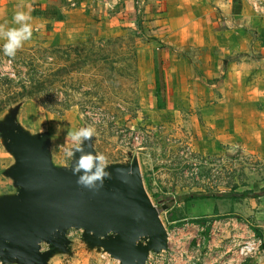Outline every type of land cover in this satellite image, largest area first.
Wrapping results in <instances>:
<instances>
[{"label":"rangeland","instance_id":"374dc122","mask_svg":"<svg viewBox=\"0 0 264 264\" xmlns=\"http://www.w3.org/2000/svg\"><path fill=\"white\" fill-rule=\"evenodd\" d=\"M235 9L240 25L223 17L213 24L236 34L208 46L163 49V38L151 33L146 4L134 27L66 44L33 39L14 58L4 55L0 40V124L15 113L27 136L47 137L57 170H71L75 159L66 156L76 147L66 142V133L93 125L96 135L89 142L94 154L107 157L105 170L138 162L146 191L161 211L168 245L174 240L183 249L178 237L196 231L195 242L201 232L195 230L200 219L188 215L182 197L264 190V0H241L227 14ZM157 47L155 60L168 59L162 109L153 79ZM31 80L43 85L42 93L11 104ZM163 206H176L175 215L188 220L169 225ZM261 231L256 236L264 239ZM263 250L264 245L257 254ZM41 251L49 253L46 264H119L77 229L68 231L65 249L45 242ZM0 264L24 263L0 258Z\"/></svg>","mask_w":264,"mask_h":264},{"label":"water","instance_id":"95a60500","mask_svg":"<svg viewBox=\"0 0 264 264\" xmlns=\"http://www.w3.org/2000/svg\"><path fill=\"white\" fill-rule=\"evenodd\" d=\"M15 117L0 124L17 161L8 175L19 188L16 198L0 201V258L46 264L49 253L41 245L49 242L65 249L71 229L82 230L86 240L119 264H147L152 253L168 249L161 211L146 191L137 161L110 168L103 187L89 190L76 183L71 170L54 169L48 138L27 136ZM84 150L94 153L90 142Z\"/></svg>","mask_w":264,"mask_h":264},{"label":"crops","instance_id":"0c3cea01","mask_svg":"<svg viewBox=\"0 0 264 264\" xmlns=\"http://www.w3.org/2000/svg\"><path fill=\"white\" fill-rule=\"evenodd\" d=\"M240 2L241 0H0V23L7 22L9 26H13L12 17L18 6L23 3L24 10H29L27 6L30 5L33 18L31 40L44 44H66L97 33H113L112 28L115 27H134L140 19L142 6L146 4V19L150 20L151 33L163 38V49L169 46L200 47L215 44L220 41L217 39L236 34L233 30L231 33H222L221 28L215 29L213 21H222L223 17L227 23L240 25L241 15L237 9L232 16L227 14L231 11V6H239ZM245 35L251 37L252 33L245 32ZM262 44L264 45V36ZM161 47L152 49L155 89V55ZM262 49L264 50V46ZM1 138L0 136V201L16 198L19 194L16 182L8 175L16 166V160L5 149ZM261 198H208L181 202L185 204L190 217L204 221L195 226V230L201 232L200 238L193 242L196 231L190 232L186 235L187 238L178 237L183 240V249H179L178 244L172 240L164 254L154 255L168 260L169 264H264V250L247 261L238 254L241 244L264 230V201ZM180 206L181 204L177 205V208ZM175 208L176 206L169 207L166 214L173 216ZM211 218L216 220L212 223L205 221ZM186 220L188 219L181 217L175 222H169V225ZM189 244H193V248L188 249ZM153 258L155 257L151 254L147 264Z\"/></svg>","mask_w":264,"mask_h":264},{"label":"clouds","instance_id":"9594fccd","mask_svg":"<svg viewBox=\"0 0 264 264\" xmlns=\"http://www.w3.org/2000/svg\"><path fill=\"white\" fill-rule=\"evenodd\" d=\"M29 10H24L22 3L12 17V25L7 22L0 23V40L3 41L2 50L5 56L14 58L24 44L32 39L33 24L31 16V6ZM96 135V128L93 125H87L78 129L69 130L66 133V142L75 145V150H68V158L75 157L71 168L72 174L77 176L76 183L89 190H97L103 187L105 179L110 178V173L105 169L107 167V157L102 153H93L84 150V145ZM79 157L76 158V153Z\"/></svg>","mask_w":264,"mask_h":264},{"label":"trees","instance_id":"16d2710c","mask_svg":"<svg viewBox=\"0 0 264 264\" xmlns=\"http://www.w3.org/2000/svg\"><path fill=\"white\" fill-rule=\"evenodd\" d=\"M166 50V49H165ZM162 51V50H161ZM155 73H156V98L158 101V108L162 109L165 107V103H166V84H165V78H164V72L166 70V68L168 67V59H164L162 56L158 58V56L156 57L155 60ZM34 80H31V84L33 83V85H31L30 87L24 86L21 88L20 93H18L16 96L20 98V100L18 101H14L12 100V103H18L21 102L23 99L25 98H30L33 97L35 95H40L42 93L43 90V85L37 82H33ZM60 105V104H58ZM61 105H65L64 103H62ZM60 105V106H61ZM246 197H252V198H261L264 197V190L261 192V194H257L254 192H246V193H234V194H223V195H218V196H201V197H197L194 195H188V196H184L182 197V202L187 203L196 199H208V198H215V199H243ZM181 217L175 215V213H173V216H169L168 217V221L169 222H175L177 220H179ZM197 223L200 222H204L201 220H197Z\"/></svg>","mask_w":264,"mask_h":264},{"label":"built area","instance_id":"2783aa9c","mask_svg":"<svg viewBox=\"0 0 264 264\" xmlns=\"http://www.w3.org/2000/svg\"><path fill=\"white\" fill-rule=\"evenodd\" d=\"M263 245L264 239L260 237L258 238V236L246 240L242 245H240L238 250L239 257L243 260L249 259L256 255L261 250ZM152 260L153 261H150L149 264H162V261L169 264L168 260L163 259L161 256H156Z\"/></svg>","mask_w":264,"mask_h":264}]
</instances>
